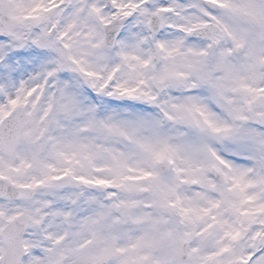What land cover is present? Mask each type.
<instances>
[{"label":"snow or ice","instance_id":"1","mask_svg":"<svg viewBox=\"0 0 264 264\" xmlns=\"http://www.w3.org/2000/svg\"><path fill=\"white\" fill-rule=\"evenodd\" d=\"M0 264H264V0H0Z\"/></svg>","mask_w":264,"mask_h":264}]
</instances>
